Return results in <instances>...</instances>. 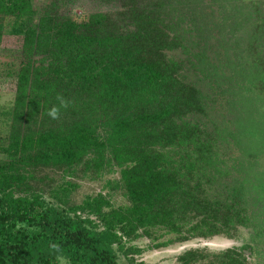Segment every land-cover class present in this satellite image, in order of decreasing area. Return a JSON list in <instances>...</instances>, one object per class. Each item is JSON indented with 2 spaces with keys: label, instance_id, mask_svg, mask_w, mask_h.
I'll return each instance as SVG.
<instances>
[{
  "label": "trees",
  "instance_id": "16d2710c",
  "mask_svg": "<svg viewBox=\"0 0 264 264\" xmlns=\"http://www.w3.org/2000/svg\"><path fill=\"white\" fill-rule=\"evenodd\" d=\"M77 1L0 0V44L17 40L20 58L6 152L34 164L114 163L129 205L105 210L101 197L65 208L30 190L0 193V264H118L114 246L154 227L179 241L220 227L260 235L263 6L91 0L113 8L77 19ZM177 50L176 62L167 54ZM212 96L226 110L222 129L200 124ZM244 251L225 254L244 264Z\"/></svg>",
  "mask_w": 264,
  "mask_h": 264
},
{
  "label": "rangeland",
  "instance_id": "374dc122",
  "mask_svg": "<svg viewBox=\"0 0 264 264\" xmlns=\"http://www.w3.org/2000/svg\"><path fill=\"white\" fill-rule=\"evenodd\" d=\"M241 1L259 2V7L263 6L264 11V0ZM112 8V4L102 6L91 0H78L72 9V14L75 18L82 19L90 12L109 11ZM212 8L217 9L216 5ZM262 14L264 16V12ZM18 46L19 42L9 36H4L0 44V193L17 196L30 190L40 193L53 204L64 203L65 208L80 206L88 199L101 197L107 204L105 210L127 207L128 199L118 184L119 167L114 163L108 164L106 160H100L99 166L95 167L89 158L84 157L80 164L72 166L71 162L69 167L45 161L34 164L22 154L6 152L9 144L10 112L13 106L16 74L20 67ZM167 55L176 62L182 58L178 50L170 51ZM199 84L202 93L205 96L210 95L205 83ZM208 104L206 115L199 116L200 124L209 130L216 127L222 129L227 117L219 97L212 96ZM261 163L264 165V159ZM91 218L96 219L94 216ZM194 230L188 234L184 233L183 236L188 238L184 241H179L178 235L160 227L150 228L147 236L142 231H136L131 237L124 236L120 243L114 246L117 262L118 264H236L232 262L234 256L225 252L234 248L247 250L246 248L249 247L251 254L245 255L247 259L244 264H264V231L258 235L251 226L238 227L236 230L220 227L219 234L200 237L198 236L200 231ZM224 231H227V234L222 233ZM190 251H198V253L187 254L182 262H178L180 257ZM221 254L225 255L220 256Z\"/></svg>",
  "mask_w": 264,
  "mask_h": 264
},
{
  "label": "clouds",
  "instance_id": "9594fccd",
  "mask_svg": "<svg viewBox=\"0 0 264 264\" xmlns=\"http://www.w3.org/2000/svg\"><path fill=\"white\" fill-rule=\"evenodd\" d=\"M55 114H56V113H55V109H53L51 115H53V117H54Z\"/></svg>",
  "mask_w": 264,
  "mask_h": 264
},
{
  "label": "water",
  "instance_id": "95a60500",
  "mask_svg": "<svg viewBox=\"0 0 264 264\" xmlns=\"http://www.w3.org/2000/svg\"><path fill=\"white\" fill-rule=\"evenodd\" d=\"M244 253H245V255H249L250 254V252L247 251V250H245Z\"/></svg>",
  "mask_w": 264,
  "mask_h": 264
}]
</instances>
